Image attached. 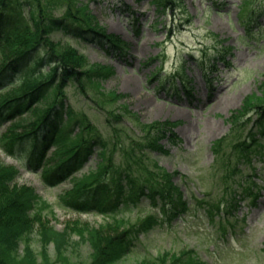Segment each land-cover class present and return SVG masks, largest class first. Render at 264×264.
I'll return each instance as SVG.
<instances>
[{"label":"rangeland","instance_id":"1","mask_svg":"<svg viewBox=\"0 0 264 264\" xmlns=\"http://www.w3.org/2000/svg\"><path fill=\"white\" fill-rule=\"evenodd\" d=\"M75 1L79 9L94 17L98 27L119 36L128 47L124 57H113L105 47L92 48L62 33H51L54 40L84 54L91 66L108 69L100 83L101 92L95 89L82 96L74 86L65 88L72 120L90 121L106 141V116L110 112L117 116L116 108L120 105L126 119L134 117L145 124L176 123L177 141H165L168 153L151 157L174 175V181L184 191L218 203L222 211L217 214L213 209L209 215L208 204L192 202L181 218L171 222L162 219L159 226L140 235L133 248L113 264H138L146 258L152 260L184 251L192 252L205 264H264V187L254 189L259 196L240 200L229 215L225 202L229 195L223 197L225 188L236 189L242 178L246 179L244 186H249L250 179L264 185V148L260 155L251 154L252 163L240 165L243 173L225 186H218L221 170L212 168L211 150L214 140L229 132L228 119L242 106L245 97L264 94V16L256 14L263 10L264 0H249L247 5L242 0H167L174 3H167L164 9L159 6L162 0ZM222 1L226 4L216 6ZM215 57L221 60L209 82L202 69L211 66ZM174 85L177 89L179 86V90L175 88L177 94L173 92ZM187 85L192 86L191 94L180 89ZM114 94L118 100L111 97ZM28 118L25 114L17 117L25 122ZM11 122H0V162L18 168V185L34 189L39 198L37 208L53 234L46 245L38 225L28 235L35 262L90 263L89 242L68 227L76 222L101 228L113 218L74 211L65 205V194L79 178L98 167L97 147L72 177L48 185L40 168L30 171L25 166L30 156L28 149L19 150L21 145L17 143L15 155L6 153L3 134ZM108 148L113 149L111 145ZM248 175L252 178H246ZM144 205L143 210L123 208L116 218L123 217L130 225L138 223L148 215V206ZM23 249L21 242L17 263L28 264L23 260Z\"/></svg>","mask_w":264,"mask_h":264},{"label":"trees","instance_id":"2","mask_svg":"<svg viewBox=\"0 0 264 264\" xmlns=\"http://www.w3.org/2000/svg\"><path fill=\"white\" fill-rule=\"evenodd\" d=\"M174 1L162 0L159 6L164 9ZM242 2L247 5L250 1ZM256 14L264 16V8ZM53 32H61L92 48L105 47L120 58L128 44L98 27L94 17L79 9L75 0H0V121L24 114L30 117L27 122H12L3 134L6 153L15 155L17 143L21 145L19 150L28 149L26 166L31 170L40 168L44 182L53 185L81 168L97 147L98 167L79 178L65 194V205L75 211H93L113 218L101 228L76 222L67 224L70 231L89 242L92 253L88 264H113L131 250L140 234L152 230L162 219L171 222L186 214L193 203L209 204L218 211L220 206L209 203L206 197L183 191L174 175L151 157L168 153L164 141H177L176 123L145 124L134 117L126 119L120 105L116 108L117 116L114 112L106 116V141L90 121L72 120L65 88L74 86L82 96L95 89L101 92L100 83L108 69L91 66L75 47L50 37ZM221 58L224 60L225 56ZM221 58L215 57L211 66L203 67L205 76H209L208 71H215ZM182 90L191 93L188 85ZM111 97L119 99L115 94ZM242 103L228 119L229 132L211 144L212 168L221 170L218 186L241 175L240 165L251 164V154H258L264 141V94L248 95ZM19 128L21 131H16ZM50 144L55 149L47 153ZM110 145L113 149L108 150ZM17 174L16 167L0 162V264H21L17 263L21 242L23 260L37 264L28 235L38 225L46 245L53 234L37 208L36 192L30 186L18 185ZM245 181H238L232 191L225 188L223 197L229 195L225 202L230 209L236 207L239 198L259 196L254 189L263 185L250 179L249 186H244ZM184 182L187 183L186 178ZM144 204L148 211H155L138 223L130 225L123 217L116 218L119 210H143ZM206 211L212 214L211 208ZM195 257L184 251L152 260L146 258L138 264H205Z\"/></svg>","mask_w":264,"mask_h":264}]
</instances>
